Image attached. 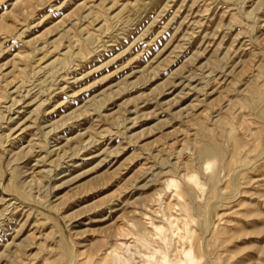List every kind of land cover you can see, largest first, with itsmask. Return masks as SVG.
Returning <instances> with one entry per match:
<instances>
[{"label": "rangeland", "instance_id": "374dc122", "mask_svg": "<svg viewBox=\"0 0 264 264\" xmlns=\"http://www.w3.org/2000/svg\"><path fill=\"white\" fill-rule=\"evenodd\" d=\"M0 264H264V0H0Z\"/></svg>", "mask_w": 264, "mask_h": 264}, {"label": "bare ground", "instance_id": "6f19581e", "mask_svg": "<svg viewBox=\"0 0 264 264\" xmlns=\"http://www.w3.org/2000/svg\"><path fill=\"white\" fill-rule=\"evenodd\" d=\"M206 137V136H205ZM207 138H209V137H207ZM213 140V139H212ZM205 141H207L208 142V140H205ZM211 142V141H210ZM209 142V143H210ZM206 143V142H205ZM205 143L201 140V142L199 143V145H198V148H199V150H200V153L202 154V155H204V156H208V155H210L211 156V154L213 155L214 153H215V151H216V149H211L210 148V146L209 147H207L208 146V144H207V146L205 145ZM212 144V143H211ZM215 150V151H214ZM218 152V151H217ZM217 156H218V154H217ZM217 156H215V157H217ZM213 157H214V155H213ZM188 224V223H187ZM186 224V225H187ZM189 226V225H188ZM187 226V227H188ZM151 245H153L152 243H151ZM155 246V245H154ZM157 249H158V246H157ZM160 249V248H159ZM161 250V249H160ZM63 253V252H62ZM157 253V252H156ZM158 254V253H157ZM66 255V254H65ZM187 256H189V255H187ZM151 257V256H150ZM162 259V258H161ZM150 260V259H149ZM159 260V259H158ZM169 260V259H168ZM162 261V260H161ZM160 262V261H159ZM151 263V262H150ZM168 263V262H167Z\"/></svg>", "mask_w": 264, "mask_h": 264}]
</instances>
